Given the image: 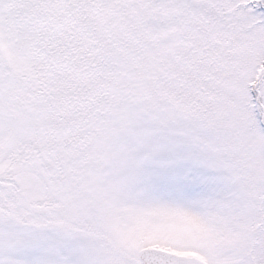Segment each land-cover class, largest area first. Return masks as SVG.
<instances>
[{"label": "snow or ice", "instance_id": "snow-or-ice-1", "mask_svg": "<svg viewBox=\"0 0 264 264\" xmlns=\"http://www.w3.org/2000/svg\"><path fill=\"white\" fill-rule=\"evenodd\" d=\"M0 264H264V0H0Z\"/></svg>", "mask_w": 264, "mask_h": 264}]
</instances>
